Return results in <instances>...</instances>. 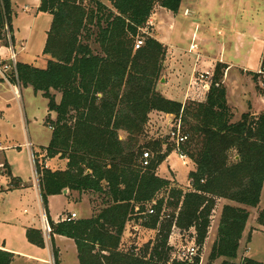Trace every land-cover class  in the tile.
<instances>
[{
  "label": "trees",
  "instance_id": "1",
  "mask_svg": "<svg viewBox=\"0 0 264 264\" xmlns=\"http://www.w3.org/2000/svg\"><path fill=\"white\" fill-rule=\"evenodd\" d=\"M183 0H42L39 11L50 14L43 54L45 69L17 63L22 87L43 93L52 130L44 162L67 161L65 170L37 166L41 200L55 235L75 242L79 264H200L218 200L236 205L223 207L210 264H264L238 256L251 208H257L264 188V112L243 114L238 121L227 103L222 85L224 65L218 64L211 89L202 102L169 100L157 91L167 47L144 34V45L135 49L141 30L154 10L177 14ZM12 2L0 0V42L9 47L12 36ZM264 70V56L262 60ZM53 92L62 95L58 103ZM152 113L174 116L188 140L180 150L194 163L189 188L157 175L159 166L176 150L171 142L141 144ZM121 134H125L124 138ZM167 147L165 154L163 146ZM149 150L157 157L143 166ZM65 190L96 194L102 209L88 219L55 223L48 215V199ZM165 192V196L160 194ZM155 203V204H154ZM155 213L149 215V206ZM162 220V222H161ZM165 222V224H163ZM257 222L264 227V211ZM157 230L163 235L139 252L121 250L129 224ZM173 229L193 232L198 247L194 261H171ZM29 243L45 248L41 229L29 228ZM14 254L0 249V264H11Z\"/></svg>",
  "mask_w": 264,
  "mask_h": 264
},
{
  "label": "rangeland",
  "instance_id": "2",
  "mask_svg": "<svg viewBox=\"0 0 264 264\" xmlns=\"http://www.w3.org/2000/svg\"><path fill=\"white\" fill-rule=\"evenodd\" d=\"M225 2L226 0H184V3H187V6L190 4L189 9L192 10L194 8V10L196 9L197 11H199V24L202 25L204 23L203 21H207L209 17L211 19V23H213V28H216L217 24L219 26V24L224 21V12L226 10L223 7L226 6ZM37 3L38 0H12V24L14 26V31L16 33L17 39L15 52L16 54H18L17 63L19 61L26 62L29 64H33L37 68L45 69L46 56H44L43 54V49L47 37V31L51 26L52 17L43 12H40L36 7ZM83 3L84 5H87L89 4V0H83ZM250 4V6L254 9H264V0H252ZM106 5L109 7L111 6V4L108 3ZM185 14L188 15V11ZM263 15L264 12H261L260 17H263ZM208 24L209 21H207L206 25H204L203 27L200 26V29L198 31V36L200 38L205 34L211 33ZM240 27L243 26L240 25ZM147 33H149V31ZM222 34H224V32ZM143 35L144 33L141 30L140 35H138L137 39H142L145 41ZM9 36L11 37L10 34ZM212 36H210V39L208 40L209 43L205 42V40L201 38V41L203 43L202 48H205L206 50L210 51L211 54L216 55L220 52L219 50H221L219 48L217 49V45L222 44L224 51H221V53L223 54V56L231 54L232 48L229 47V41L225 39L224 35H219L215 32ZM21 41L23 42V45H26L29 48L28 50H26V52L20 53ZM198 42L200 43L199 39ZM14 44L15 43H12V41H10L9 39V47L4 46L6 50H1V54L4 59H7V51L11 47V45L13 46ZM198 45L200 46V44ZM2 46L3 43L0 42V47ZM12 50L13 49H11V51ZM11 51H9V60L6 62L7 66L10 67V70L7 72L10 78L12 76V73L14 74V70L12 68L13 62L11 60L13 53ZM174 58L177 59L176 56ZM169 59L171 60L173 59V57L172 54H169V51L167 49L161 79H170L172 77L176 78L178 75V64L176 63L171 69V73L167 71V61ZM218 64L220 63H217L216 67L214 68V70L212 68L211 72L206 71L207 69H204L205 71L201 69L200 72L203 71L202 73H211L213 81L214 73ZM199 77L200 74L194 77V81H196ZM161 83L162 80H160L157 84V91L162 94ZM20 86L22 85L20 84ZM21 90L23 95V99L21 101L17 100L12 92L3 91L2 98L4 101H2V103L0 102V108L3 111L0 113V192L2 191V188H12L9 189V194L3 197V200L2 198H0V215L1 218L4 217L5 213H7L9 216V234H13L14 237V240L10 241L13 245H15V248H17V243H21L19 238L21 232H19L18 230L22 229V224L25 222L26 218L33 215L34 209L39 210V206L36 200L35 184H37V189L41 193L40 179L37 170L34 169L32 163V155L28 151V141H31L34 145L35 162L37 164L36 167L38 165L44 166L45 168H48L52 171L65 170L67 167V161L60 160L59 158L51 160L48 163L44 162L45 152L42 147L48 146L52 139V130L46 124L48 117H53L52 114L50 115V112L48 110V100L43 97V93L36 94L34 90H27L24 87H22ZM258 90L261 91L262 88ZM53 94L56 96V100L59 103L62 99V95L57 92H53ZM198 101L200 100H188L184 104ZM54 117L56 119V114L54 115ZM170 117L171 121L173 123H176L174 116ZM234 121L236 122L238 120ZM171 127L172 125L169 123V118H166L165 115H162L160 113H152L147 125L146 136L143 138L141 144L143 146H147L153 141L169 142L167 135ZM121 136L124 138L125 134H121ZM166 150L167 147L164 144V154ZM145 152L150 153V158L157 157L156 154H153L149 150ZM171 166L173 171L170 170ZM194 169V163L188 157L185 159H181L180 154L175 150L159 166V168L157 169V175L162 177L163 179H172L170 181L174 182L175 186L186 190V187H188L189 185L188 176ZM84 195H86L87 197L83 204H85L86 208L89 206V212L91 211L92 215H89L87 213L84 205L75 203L68 204L66 201L62 203L60 202V200L54 201L52 203V212L60 213L62 217H65L68 214L76 213L79 219L92 218L102 209V198L96 194L84 193ZM163 196H165V192H162L159 198ZM218 203L213 212L211 227L207 238L208 243L206 240L202 252H200V264H210L209 256L211 254L212 247L217 239L219 222L224 205L221 200H218ZM25 210H27V213L25 212ZM249 211L250 217L247 223L245 237L240 242V249L237 258L234 261H231L240 263L243 258L248 257L255 261L264 263V227L260 226L257 222L259 213L261 211H264V188L262 191L259 206L257 208H251L249 209ZM43 216L45 217L44 212ZM163 224H165V222ZM162 227L163 226L161 223L158 226L157 230H149L144 229L139 225L130 223L126 228L127 231L125 230L123 234L120 247L121 250L124 252L134 251L135 253L139 254V252L144 250L150 243L156 245L163 235V232L160 233V231H162ZM173 231L169 238V245L170 247H173L170 253V257L171 261L177 262L181 261V250L183 248L195 246L196 240L194 238L193 232L191 231L183 233L175 229H173ZM0 232H2V230H0ZM44 237L45 241L48 243V246L46 245L45 247H47L51 253L47 255V251L44 250L37 256L39 258L47 259L48 263L46 264H56L58 263L59 258L56 248H54V256V253L52 252V242L50 235L47 234L44 235ZM24 245L26 244L24 243ZM58 245H60V247H62V250H64V244L58 243ZM72 245L73 249L68 244L65 253L63 251V258L68 264H71L75 259H77V252L75 243L73 241ZM220 261L222 260L219 259L214 262V264H220ZM14 264L37 263L30 262L26 257L22 256L19 258L16 257Z\"/></svg>",
  "mask_w": 264,
  "mask_h": 264
},
{
  "label": "crops",
  "instance_id": "3",
  "mask_svg": "<svg viewBox=\"0 0 264 264\" xmlns=\"http://www.w3.org/2000/svg\"><path fill=\"white\" fill-rule=\"evenodd\" d=\"M41 1L42 0H38L36 6L37 9H39ZM99 1H101L104 4L107 3L111 4V0H104V1L99 0ZM251 1L252 0H226L225 2L226 6L223 7L226 10L224 12L225 13L224 21L221 22L219 26L217 24L216 28L212 27L213 23H211V19L208 17L207 21H209L208 26L210 27L211 33L205 34L201 38L204 39L205 42L209 43L208 40L210 39V36L214 35L215 32L218 33L219 35H224L225 39L229 41V47L232 48L231 54H228L226 56L225 55L223 56V54L221 53V51L222 52L224 51L222 44L217 45V49L219 48L221 50H219L220 52L216 55L211 54L210 51L206 50L205 48H202L203 43L201 41V38L198 36L199 34L198 31L200 29V26L203 27L204 25H206L207 21L204 20L203 21L204 23L202 25L199 24L200 23V14L198 13L199 11H197L196 9L195 11L194 8L192 10L189 9L190 4L187 6V3H184V0L177 14H174L173 12L168 11L161 7H157L154 10L151 18L149 19L148 25L151 28V30L150 31L149 29L147 30V32L149 31L148 35L154 37L159 42L164 44L167 47L169 54H172L173 59L171 60L169 59L167 61L168 62L167 71L169 73H171V69L174 67L175 63L178 64L177 66L178 75L176 78L172 77L170 79L167 78L161 79L162 95L165 98L169 100L181 102L183 104L188 100L198 99L200 100L198 102L205 101L207 95L203 96L201 94L202 92L198 91V88L193 86L194 77H196L198 74H202L203 71L200 72L201 69L202 70L207 69L206 71L211 72L212 68L214 70L216 64L220 63L225 67L223 71L224 76L222 80V85L226 89L227 103L233 112L234 120H239L243 114L249 113L254 116H258L264 112V84L262 83L263 76L258 74L259 71L262 69V60L264 56V15L263 17H260V14L261 12L262 13L264 12V9L262 10H260V8L254 9L253 7L250 6ZM187 11H188V15L185 14ZM240 25H242L243 27H240ZM6 29L9 30L8 27ZM223 32L224 34H222ZM12 36L14 38L15 44L13 46L11 45V47L8 49L7 59L9 57V51L13 49L15 52L16 49L15 45L17 43V39L13 24H12ZM198 39L200 40V43L198 42ZM8 41H9V36H8ZM198 44H200V46ZM45 45H46V41L44 44V48ZM20 47H21L20 53L26 52V50L29 49L26 45H23L22 41L20 42ZM2 49H5V47L2 46ZM175 56L177 57V59L174 58ZM217 58H220L222 60ZM47 60L48 57L46 56L45 57L46 66H47ZM20 63L29 64L26 62H20ZM11 86L8 83H6L4 80L0 79L1 103L2 101H4L2 98L3 91L4 92L10 91L13 93V89ZM260 88H262L261 91L258 90ZM25 89L33 90L31 87ZM198 92L201 95H199ZM22 99H23V95L21 100ZM1 112L3 111L0 108V113ZM51 114L54 117L55 113H50V115ZM162 115H165L166 118H169V123H170L171 115H166V114H162ZM28 142H30L33 146L32 149L31 150L28 149V151L30 152L31 155L32 153L35 154L33 143L31 141ZM46 147L48 146H44L42 148H46ZM48 162L49 161H47V163ZM170 170L173 171L172 166L170 167ZM189 186L190 185H188V187L186 188H189ZM9 189L12 188H7V189L2 188V191L0 192V198H2V200L4 199L3 197L9 194ZM35 192H36V200L39 206V210L34 209L33 215L26 218L25 222L22 224V229L18 230L19 232H21L19 235L21 243L16 244L17 248H15V245H13L12 242L10 241V240H14V237L13 234H9L8 214L5 213L3 218H1L0 215V230H2V232H0V249L6 250L14 254L13 262L11 264H14L16 257L19 258L22 256L26 257L28 261L37 264L48 263L47 259L39 258L37 255L40 252H43L44 250H46L47 255H49L51 253L50 250L47 247L42 249L35 245H32L31 243L28 242L26 237L27 229L34 228V229L42 230V226H43L42 214L43 211H45V209L44 207L42 208L41 193L37 189V184H35ZM86 197L87 196L84 194L81 195L78 192H70L69 190H67V194L49 197L48 215L50 219L55 223L63 221L62 215H60V213L52 212V203L54 201L60 200V202L62 203L66 201L68 204L75 203L85 206V204L83 203L85 202ZM221 201L224 204L223 207L225 205H236L235 203L225 199H221ZM85 209L87 210V213L89 215H92V212L91 211L89 212V206L87 208L85 206ZM25 212L27 213V210H25ZM246 230L243 234L242 240L245 237ZM72 241L73 240L69 238L63 236H57V235L54 236L53 241L51 239L52 252L54 253L55 256L54 248H56L57 254L59 256L58 263L54 261L56 264H68L63 258V251L65 253L68 244L73 249ZM24 243L26 245H24ZM58 243L64 244L63 245L65 247L64 250H62V247H60ZM46 245L48 246L47 242ZM76 252H77V248H76ZM221 260L222 261L220 262L222 263L224 259ZM71 264H79L78 252H77V259H75L74 262H72Z\"/></svg>",
  "mask_w": 264,
  "mask_h": 264
},
{
  "label": "built area",
  "instance_id": "4",
  "mask_svg": "<svg viewBox=\"0 0 264 264\" xmlns=\"http://www.w3.org/2000/svg\"><path fill=\"white\" fill-rule=\"evenodd\" d=\"M148 24H149V22H148ZM6 30L8 33L9 30L8 29H6ZM147 30H148V28H145L142 31L144 34H148ZM8 36H9V33H8ZM9 39L11 40L10 36H9ZM143 45H144V40L137 39L136 43H135V49L138 50ZM1 50H2V47H0V77L6 83H8L10 86L12 85L11 87L13 89V94H14L15 98L20 101L22 98V93H21V86H20V82L18 79V73H17V55L14 52V50L11 51L13 53L11 60L13 62L12 68L14 70V74L12 73V76L10 78L7 74V72L10 70V67L7 66V64H6V62L9 59L3 58L2 54H1ZM258 74L263 76L262 83L264 84V70L261 69ZM211 82H212V75L209 72L202 73V74H200V77L196 81H194L193 86L197 87L198 91H201L202 92L201 94L203 96H206L211 89V85H212ZM198 94L201 95L199 92H198ZM170 124L172 125V127H171V129L167 135V138H168L169 142L173 143L176 146V152L180 154V158L185 159V158H187V156L180 150V146L188 140V136L183 132L180 121H176V123H173L172 121H170ZM27 147L29 150H31L33 146L30 142H28ZM32 161H33L34 169L37 170V167H36L37 164L35 162V154H33V153H32ZM149 162H150V153L145 152L143 154V166L147 167L149 165ZM153 206L154 205L149 206V209L147 212L149 215H152L155 213ZM43 212L45 213V217L42 214V225H43L42 231H43L44 235L49 234L51 236L52 230H51V227L49 225V221L47 219L46 212L45 211H43ZM77 219H78V215L76 213L68 214L65 217H62L63 221H72V220H77ZM180 254H181L180 255L181 261L191 263L194 261L195 257H197V255H198V248L196 247V245L189 247V248H183L181 250Z\"/></svg>",
  "mask_w": 264,
  "mask_h": 264
},
{
  "label": "water",
  "instance_id": "5",
  "mask_svg": "<svg viewBox=\"0 0 264 264\" xmlns=\"http://www.w3.org/2000/svg\"><path fill=\"white\" fill-rule=\"evenodd\" d=\"M63 194H67V190H65V191L63 192Z\"/></svg>",
  "mask_w": 264,
  "mask_h": 264
}]
</instances>
